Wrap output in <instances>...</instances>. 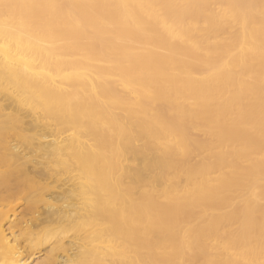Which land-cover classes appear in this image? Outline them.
Instances as JSON below:
<instances>
[{"label":"bare ground","instance_id":"bare-ground-1","mask_svg":"<svg viewBox=\"0 0 264 264\" xmlns=\"http://www.w3.org/2000/svg\"><path fill=\"white\" fill-rule=\"evenodd\" d=\"M41 253L264 264V0H0V264Z\"/></svg>","mask_w":264,"mask_h":264},{"label":"rangeland","instance_id":"rangeland-1","mask_svg":"<svg viewBox=\"0 0 264 264\" xmlns=\"http://www.w3.org/2000/svg\"><path fill=\"white\" fill-rule=\"evenodd\" d=\"M21 208L16 209V211L20 210ZM12 218V216H11ZM8 234L9 237V233L8 231L6 232ZM44 258V254H37L35 256H31L30 259L27 261L29 264H35L36 262H38L40 259Z\"/></svg>","mask_w":264,"mask_h":264}]
</instances>
